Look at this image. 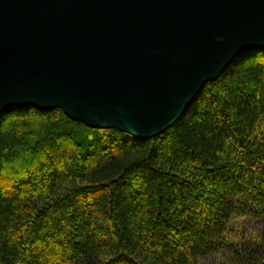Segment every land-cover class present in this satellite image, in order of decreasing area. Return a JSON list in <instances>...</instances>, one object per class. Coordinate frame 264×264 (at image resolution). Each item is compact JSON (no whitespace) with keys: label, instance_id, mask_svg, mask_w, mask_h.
<instances>
[{"label":"trees","instance_id":"16d2710c","mask_svg":"<svg viewBox=\"0 0 264 264\" xmlns=\"http://www.w3.org/2000/svg\"><path fill=\"white\" fill-rule=\"evenodd\" d=\"M256 225L264 50L147 140L58 108L0 113V264H264Z\"/></svg>","mask_w":264,"mask_h":264},{"label":"water","instance_id":"95a60500","mask_svg":"<svg viewBox=\"0 0 264 264\" xmlns=\"http://www.w3.org/2000/svg\"><path fill=\"white\" fill-rule=\"evenodd\" d=\"M253 50L264 0H0V113L58 108L147 140Z\"/></svg>","mask_w":264,"mask_h":264},{"label":"rangeland","instance_id":"374dc122","mask_svg":"<svg viewBox=\"0 0 264 264\" xmlns=\"http://www.w3.org/2000/svg\"><path fill=\"white\" fill-rule=\"evenodd\" d=\"M255 227H256V229H257L259 232L264 233V225H256ZM212 260H213V259H212Z\"/></svg>","mask_w":264,"mask_h":264}]
</instances>
